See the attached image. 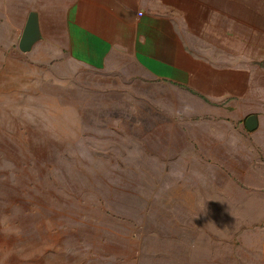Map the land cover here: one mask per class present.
Returning <instances> with one entry per match:
<instances>
[{"label": "rangeland", "instance_id": "rangeland-1", "mask_svg": "<svg viewBox=\"0 0 264 264\" xmlns=\"http://www.w3.org/2000/svg\"><path fill=\"white\" fill-rule=\"evenodd\" d=\"M37 6L0 0V264H264L260 77L209 100L54 29L23 52Z\"/></svg>", "mask_w": 264, "mask_h": 264}, {"label": "crops", "instance_id": "crops-1", "mask_svg": "<svg viewBox=\"0 0 264 264\" xmlns=\"http://www.w3.org/2000/svg\"><path fill=\"white\" fill-rule=\"evenodd\" d=\"M33 1L41 40L44 28L54 29L47 31L103 73L133 65L209 100L242 99L260 77L264 95V0Z\"/></svg>", "mask_w": 264, "mask_h": 264}, {"label": "water", "instance_id": "water-1", "mask_svg": "<svg viewBox=\"0 0 264 264\" xmlns=\"http://www.w3.org/2000/svg\"><path fill=\"white\" fill-rule=\"evenodd\" d=\"M42 38L39 13L30 11L26 24L24 26L20 41L19 48L23 52L30 51L33 45ZM259 125L257 114H250L245 120V126L248 130H254Z\"/></svg>", "mask_w": 264, "mask_h": 264}, {"label": "built area", "instance_id": "built-area-1", "mask_svg": "<svg viewBox=\"0 0 264 264\" xmlns=\"http://www.w3.org/2000/svg\"><path fill=\"white\" fill-rule=\"evenodd\" d=\"M139 14L141 15V14H142V12H139Z\"/></svg>", "mask_w": 264, "mask_h": 264}]
</instances>
